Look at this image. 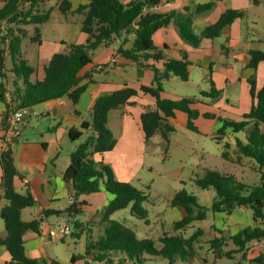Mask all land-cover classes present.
I'll return each mask as SVG.
<instances>
[{
  "label": "trees",
  "instance_id": "16d2710c",
  "mask_svg": "<svg viewBox=\"0 0 264 264\" xmlns=\"http://www.w3.org/2000/svg\"><path fill=\"white\" fill-rule=\"evenodd\" d=\"M0 7V100L6 103L8 113L13 111L33 108L39 104L51 100H60L68 97L74 104L85 91V86H79L81 72L92 65V53L101 46H108L114 41H121L117 53L123 58L139 65H145L154 60L162 61L163 55L153 43V35L161 28L175 22L183 40L197 47L203 39H215L221 32L237 19L244 17L243 11L228 9L218 21L203 30L198 31L193 27L191 16L175 12L151 13L148 7L158 6L160 0H131L124 4L120 0H89L86 4L72 9L68 0H64L59 10L62 14H82L84 20L81 31L88 35L85 44H70L64 53H56L45 67L44 79L31 82L30 78L35 70L28 64L22 54V40L24 32L21 26L34 25L35 34L40 38L41 26L51 19V11L43 10L41 5L48 0H2ZM199 5L195 12L211 11L216 2ZM134 35L135 39L130 48H126L127 37ZM10 57V71L15 76L11 90L5 87V62ZM249 67L257 70L260 63H264V51H251ZM186 58V57H185ZM190 63L186 60L163 61V71L154 70L153 84L150 87H141V92L149 94L156 101L157 111H147L141 115V122L146 139H150L158 130L172 131V127L165 124L168 117H174L178 111L187 114V128L197 132L193 121L198 118L199 111L192 108L194 100L182 98L180 100L165 99L162 97L165 83L172 77H178L182 81H188ZM20 81V82H19ZM252 105L249 113L238 122L219 118L222 126L217 134L225 131L232 133L244 132V140L236 139V146L241 155L255 160L259 166L261 179L264 181V133L261 125H264V84L256 87V80L249 79ZM219 91L212 85L210 94L217 97ZM138 94V91L125 88L115 91L110 95L100 97L93 107V118L83 123L81 130L70 132L72 140H78L83 130L91 129L96 136H90L79 145L72 154L71 163L64 172V180L70 183L76 196L96 193L101 190L113 194L104 210L105 233L97 241L90 240L87 244L83 258L92 260L97 264H122L129 261L131 264H142L144 255L161 256L168 260L169 264H175L177 260L193 262L195 256L194 243L201 236V230H197L189 238L180 236H164L161 239V249H157L153 240L138 239L133 232L122 223L110 220L109 216L118 210L131 205L134 216L148 221V210L144 207L147 196L140 189L129 184L117 182L113 179V172L103 163L98 166L90 159L92 153L103 154L113 150L117 140L107 127L108 116L112 110L118 109L129 103ZM161 111L163 116L159 113ZM210 117L208 114H205ZM253 125V129L247 128ZM0 162L3 175L1 184L5 190V199L8 201L0 211V219L4 221L7 236L0 240V245L7 248L9 261L6 264H59L56 261L50 263L30 259L25 254L23 235L27 230L39 232V221L24 222L21 218L22 210L34 205V199L29 190L20 194L15 190L14 179L19 176L13 161V153L9 148L0 154ZM195 184L201 189L215 190V200L211 209L215 213L231 214L238 208L251 210L255 225L241 229L230 237L236 246V251L245 253L247 246L252 241L264 238V184L248 186L239 182L234 176H220L217 172L206 170L205 175L195 180ZM84 203L74 202L67 210L69 219L81 215V207ZM172 206H182L187 211V216L172 225V230L178 232L191 225L194 221L206 219V213L201 211L203 207L193 195L186 192L176 194L171 201ZM197 208V212H194ZM45 214H60L59 212H45ZM74 228L80 230L81 224L72 221ZM77 237L80 233L73 234ZM213 249L220 248V241L214 238L211 241ZM231 259V252L226 253ZM220 258V257H219ZM79 259L73 255L71 262ZM255 264H264L262 258L253 260ZM88 264V263H87Z\"/></svg>",
  "mask_w": 264,
  "mask_h": 264
},
{
  "label": "crops",
  "instance_id": "0c3cea01",
  "mask_svg": "<svg viewBox=\"0 0 264 264\" xmlns=\"http://www.w3.org/2000/svg\"><path fill=\"white\" fill-rule=\"evenodd\" d=\"M213 1L215 0H160L158 6L148 7L147 11L151 13L175 12L191 16L193 18V27L198 31L215 24L228 9L242 11L235 3V0H220L216 2L215 7L211 11L200 14L195 12L199 5ZM261 2H264V0H257L254 4L260 5ZM86 3L87 0H81V4ZM81 4L76 6L71 4L72 9H76ZM242 19H237L236 21ZM246 32L241 26L233 22L221 32L218 38L203 39L201 44L195 47L181 38L176 23L172 22L169 26L159 29L153 35V43L161 51L164 59L160 62L151 60L145 65L136 64L122 56L117 64H109L111 58L118 54L117 51L121 41L117 40L108 46H101L92 53V65L84 69L80 74L79 86H85L86 89L81 95L79 102L74 104L68 97H63L60 100H51L34 106L31 108L32 114L23 120L22 135L10 147H7L4 142L10 113H8L6 103L0 100V154L9 148L12 150L14 165L19 173V176L14 179L15 190L20 194H24L29 190L33 196L34 205L22 210V220L24 222L39 221L38 233L27 230L23 235L27 257L48 263L52 261L59 263L60 258L56 253L58 246L54 244L66 245V239L70 234L73 238L79 239L80 236L73 235L78 232L80 234L88 233V244L90 240H99L105 233L106 222H104L103 213L107 204L115 198L114 195L101 190L96 193L76 196L72 185L63 178L64 172L71 163L72 154L79 145L84 143L90 136H96L95 132L88 129L83 130V134L78 140H72L70 137L71 131L81 130L83 123L92 120L93 107L96 101L102 96L110 95L125 88L138 90V94L129 103L109 113L107 127L117 140L115 148L103 154L92 153L90 155V159L97 166L103 163V165L108 166L114 172L119 162L123 166H127V163H125L126 159L136 156L138 152L137 143L144 140L145 132L141 122V115L147 111L158 110L155 99L149 94L141 92L140 89L142 86H152L154 70L163 71V61L186 59L190 63L189 71L194 68H199L203 73L209 70V73L203 74L202 78L207 79L208 75H210L212 82L220 81V88L216 90L220 92L219 98L223 97L224 101L222 104L225 107V111L222 113H225V115L214 114L211 110L202 111L201 106L208 104H205L200 99L186 96H169L170 94L167 93L165 87L170 84L175 76H172L165 83L164 92L162 93L163 98L171 100L190 98L194 100L192 108L200 110L202 115L211 113L216 117L213 120L218 121L219 118H224L238 122V119H243L244 115L250 111L252 105L248 80L254 78L257 81L259 71L264 70L263 62L258 65L257 70L249 67L252 58L251 51L264 50V48H261V45L264 44V34L258 31L260 38L254 40L249 39L246 36ZM134 39V35H129L125 47L130 48ZM87 40L88 35L83 33L80 40L74 44H85ZM37 42L39 44L37 65H30V61L24 57L35 70L30 78L31 82L42 81L45 75L44 69L53 55L64 53L67 49L66 47L65 51L61 52L62 50L58 43H54L55 46L50 49V46L47 47L43 40H38ZM59 43L62 44V41ZM99 64H107V67L102 71H98L96 65ZM134 68H136V77L132 78L129 75H131ZM237 72H242V74L238 76ZM11 75L13 76V73ZM122 79L125 80L122 81ZM2 81L0 78V83H3ZM13 81V77L9 82L6 80L5 87L8 91L11 90ZM235 84H241L243 88H232ZM219 98H216V100ZM238 102L239 104L242 102L244 107L241 112L237 109ZM159 113L163 116L161 111ZM176 117L186 120L187 127V114L181 111L176 112L174 117L166 118L164 123L171 127L170 123L176 120ZM221 125L222 122L218 126ZM252 129L253 125L251 124L247 130L251 131ZM29 135L33 136V138L29 139ZM238 157L242 159L243 155L240 154ZM2 175L3 171L0 162V211L8 205V201L5 199L4 187L1 184ZM117 179L120 180L119 177ZM71 198H74L77 203H84L81 207V215L74 219H69L67 213L71 205ZM171 207L175 213L172 225L187 216V211L182 206L171 205ZM145 208L147 209L146 205ZM118 211L110 215L109 219L122 223L115 218ZM45 212H59L60 214H45ZM214 214L217 218L216 226L218 228L217 235L219 236L225 233H230L233 236L241 229L254 224L252 213L248 208H238L231 214L223 212ZM129 215L134 217L131 205ZM148 219L151 222L150 225H152L154 221L150 214ZM72 221H78L81 224L80 230L75 229V232L72 231V226L74 227ZM66 226L69 227L68 232L64 230ZM6 236L4 221L0 219V240ZM87 244L84 247L85 250ZM73 255L79 257V259L75 260L79 264H87L89 262V259L83 258L81 254L69 251L68 260L71 264H75V262H71ZM8 261L7 248L4 245H0V264H6Z\"/></svg>",
  "mask_w": 264,
  "mask_h": 264
},
{
  "label": "rangeland",
  "instance_id": "374dc122",
  "mask_svg": "<svg viewBox=\"0 0 264 264\" xmlns=\"http://www.w3.org/2000/svg\"><path fill=\"white\" fill-rule=\"evenodd\" d=\"M63 1L48 0L40 6L43 10L51 11V20L41 26L40 38L35 34L34 25L21 26L24 32L21 47L22 54L30 61L32 66H36L38 61V40H43L47 47L50 46V49L55 46L54 43H58L61 52H64L67 44H74L83 36L81 27L84 16L82 14H62L59 7ZM68 1L73 6L81 4V0ZM120 1L126 4L131 0ZM255 1L257 0H235L245 17L234 23L247 31L246 36L249 39L258 40L260 38L258 31L264 34V2L257 5L254 4ZM1 5H3L2 0H0V7ZM61 41L62 44L59 43ZM261 48H264V44L261 45ZM6 60L4 73L7 77L6 80L9 82L15 76L11 75L9 56ZM135 69L129 75L132 78L136 77ZM205 73H209V70L203 73L199 68H194L189 71L188 81L185 82L178 77H173L165 90L170 94L169 96H186L200 99L208 104L201 106L202 111L211 110L214 114L218 113L224 116L225 113H222L225 111L222 104L223 97L219 98L220 93L218 97H212L210 94L212 85L215 89L220 88V81L212 82L210 75L207 79L202 78ZM239 74L241 75L242 72H237L238 76H240ZM263 76L264 70H260L256 81L257 88L263 86ZM124 80L122 79V81ZM232 88L242 89L243 86L235 84ZM216 98L219 99L216 100ZM243 108L242 102L240 104L238 102L237 109H239V112ZM198 111L199 116L193 121L197 132L186 127V120L176 117V120L170 123L173 130L166 132V137L162 130H158L150 139H146L144 136V140L137 143L138 152L136 156L126 159L127 166H123L119 162L115 167V172L111 169L115 181L129 184L144 192L147 196L144 207L147 206L148 213L154 221L153 224L150 225L149 219V224H146L144 220L136 216L130 217V206L127 209L118 211L115 218L124 223L123 225L133 232L138 239L153 240L157 249L162 248L161 239L166 235L180 236L187 239L200 229L202 234L194 243L196 253L193 262L177 260L175 264H255L253 260L258 258H262L264 261V238L250 242L246 252L240 253L234 252L236 246L230 240L232 236L230 233L217 235V218L215 212L211 209L216 196L215 190L213 188L201 189L195 184V180L203 177L206 170L215 171L220 176H234L239 182L248 186L264 184L260 177L259 166L255 160L245 156L242 159L238 157L240 153L236 146V139L244 140L245 133L225 131L224 134L218 135L217 130L222 126H218L220 124L219 120H213V118H216L214 114L207 113L210 116L207 117L205 114L202 115L200 110ZM241 120L242 118L238 119V121ZM260 127L264 133V125ZM31 138L33 136L29 135V139ZM180 192H186L188 195L196 197L203 207L200 210L206 213V217L208 213V218L202 222L194 221L189 227L175 232L171 228L175 213L170 202ZM197 210L195 208L194 212H197ZM72 231L75 232L73 226ZM87 235L88 233L84 232L77 239L70 234L66 239V245L54 244L58 246L56 253L60 258L59 264H71L68 260L69 251L84 256V247L89 239ZM214 238L220 241V248H212L211 241ZM228 252H231V259L226 256ZM144 260L142 264H169L168 260L161 256L145 254ZM75 264H79V262H75Z\"/></svg>",
  "mask_w": 264,
  "mask_h": 264
},
{
  "label": "built area",
  "instance_id": "2783aa9c",
  "mask_svg": "<svg viewBox=\"0 0 264 264\" xmlns=\"http://www.w3.org/2000/svg\"><path fill=\"white\" fill-rule=\"evenodd\" d=\"M120 57H121L120 54H115L111 58L109 64H117ZM106 67H107V64L96 65V69L98 71H102ZM31 114H32L31 108H24V109L16 110L10 113V118L8 120V126L5 131V137H4V142L7 147H10V145H12L15 142V140L18 139L22 135L23 120L25 119V117H28ZM74 202H75L74 198H71L70 203L73 204ZM64 230L68 232L69 227L68 226L64 227ZM88 264H97V263L93 262L92 260H89ZM101 264H104V263H101ZM122 264H131V262L123 261Z\"/></svg>",
  "mask_w": 264,
  "mask_h": 264
}]
</instances>
